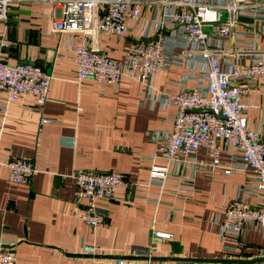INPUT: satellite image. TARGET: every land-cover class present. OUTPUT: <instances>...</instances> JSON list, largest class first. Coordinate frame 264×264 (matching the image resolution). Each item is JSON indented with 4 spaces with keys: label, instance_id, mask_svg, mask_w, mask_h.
Returning <instances> with one entry per match:
<instances>
[{
    "label": "crops",
    "instance_id": "0c3cea01",
    "mask_svg": "<svg viewBox=\"0 0 264 264\" xmlns=\"http://www.w3.org/2000/svg\"><path fill=\"white\" fill-rule=\"evenodd\" d=\"M140 2V15L125 22L126 34L98 33L96 46L118 59L128 41H161L175 61L157 70L148 86L127 77L116 87L91 78L76 85L67 46L81 33L54 28L60 0L12 1L5 22L0 21L3 60L10 65L30 63L51 76L42 107L31 95L5 105L0 93V105H5L0 111V160L24 157L34 167L27 181L14 183L0 165V241L13 245L14 264H89L90 257L81 253L85 245L97 248L93 264H234L161 258L264 259V233L251 225L244 226L236 240L219 232V214L228 201L242 195L251 206L264 208V191L242 192L254 183L253 172L223 175L219 167L210 171L205 167L207 151L201 147L193 159L171 165L162 182L149 179L151 164H165L160 158L149 160L158 153L154 134L170 130L175 113L173 106L162 104L163 93L196 87L205 63L177 36L176 27L160 24L167 9L161 0ZM242 5L233 15L230 35L220 40L218 57L224 70L253 57L264 59V5ZM226 19L223 10L221 20ZM211 41L218 43L216 37ZM240 103L247 127L264 137V82L251 83ZM236 157L232 151H218L222 165ZM192 160L205 166L196 169ZM76 170H117L124 175L114 198L100 204L104 220L94 228L73 215L84 204L73 199ZM154 232L168 238L155 237ZM142 256L148 258H138Z\"/></svg>",
    "mask_w": 264,
    "mask_h": 264
},
{
    "label": "built area",
    "instance_id": "2783aa9c",
    "mask_svg": "<svg viewBox=\"0 0 264 264\" xmlns=\"http://www.w3.org/2000/svg\"><path fill=\"white\" fill-rule=\"evenodd\" d=\"M12 1L0 0V21L5 22L7 7ZM167 6L164 13L167 24L176 27L178 37L192 45L193 53L204 61L205 69L201 80L194 88L178 87L163 93L162 104L171 105L175 113L170 130L155 133L158 153L151 157L160 158L163 166L150 165V181L162 182L171 165H179L186 159H193L199 148H205L207 165L192 160L194 167L204 166L212 171L219 167L223 175L233 171H251L255 175L252 185L242 192L257 194L264 191V137L247 127L245 106L240 98L251 83L264 82V59L253 57L247 62L224 70L219 61L220 40L230 35L233 15L243 3L264 5V0H161ZM59 18L54 23L56 31L80 32L77 42L69 43L67 50L72 54L75 65L74 82L91 78L97 84L116 87L122 77H127L148 86L152 75L159 69L169 67L175 58L168 54L161 41H128L120 58L108 56L96 46L98 33L122 36L126 34L125 22L140 15V0H60ZM227 12V19L221 20V12ZM54 15V12L53 14ZM161 26V25H160ZM205 27L209 29L206 31ZM216 37L218 43L211 39ZM51 76L40 67L30 63L7 64L0 54V93L5 95V105L17 101L24 95L34 97L37 107L47 99ZM0 105V111L5 110ZM47 119H41L45 123ZM220 149L232 151L236 159L222 165L218 158ZM6 168L9 181H27L34 167L24 157L0 160ZM73 199L84 201L82 208L73 215L89 228L104 220L100 204L114 198V192L124 184L120 171L94 172L76 170L72 174ZM246 225L264 233V208L251 206L244 196L228 201L219 214V232L224 238L236 240ZM155 237L168 238V234L154 232ZM97 248L85 245L83 255L93 256ZM13 245L0 241V264H14ZM264 264V260L251 263Z\"/></svg>",
    "mask_w": 264,
    "mask_h": 264
},
{
    "label": "water",
    "instance_id": "95a60500",
    "mask_svg": "<svg viewBox=\"0 0 264 264\" xmlns=\"http://www.w3.org/2000/svg\"><path fill=\"white\" fill-rule=\"evenodd\" d=\"M22 62H29V61H22ZM107 258H116V259H132L137 257H129V256H103ZM138 258H144L147 259L148 257L142 256ZM152 259V258H151ZM163 260L169 259V260H184V261H191V262H215V263H251L253 261L262 260L261 258L254 259V260H242V261H234L230 259H207V258H161ZM264 260V259H263Z\"/></svg>",
    "mask_w": 264,
    "mask_h": 264
}]
</instances>
